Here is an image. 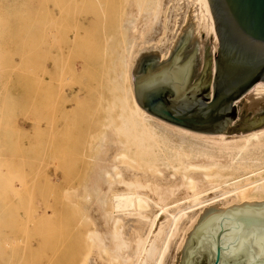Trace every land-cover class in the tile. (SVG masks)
Wrapping results in <instances>:
<instances>
[{"label":"rangeland","instance_id":"374dc122","mask_svg":"<svg viewBox=\"0 0 264 264\" xmlns=\"http://www.w3.org/2000/svg\"><path fill=\"white\" fill-rule=\"evenodd\" d=\"M154 1L0 0V18L6 24V28L2 27L3 30L0 31V233L4 230L0 234V264H78V250L75 249L81 238V229H89L84 227L86 217L90 215L91 222L100 233L106 234L110 230L112 222L104 215L103 207L96 200L92 201L90 207L83 201L81 211L78 205H72L76 204L78 193L83 190V180H87L85 184L88 185L93 176V172L89 171L90 166L88 168L86 165H92L106 153V146H94L96 136L91 138L97 132L91 135L96 122L93 117L97 114V119L103 112L97 106L93 108L88 105L89 85L86 86V83L90 73L82 71L84 64L80 61L81 53L87 49L86 40L89 37L93 38V44L109 46L112 53L115 50L122 52L126 43L129 46V42H133L139 35L131 58L138 56L139 50L141 52L148 44L146 45V41L144 43V39H139V31H133L130 21L138 28L141 26L143 34L152 32L158 19L165 16V13L159 12L158 18H155L151 5ZM187 16L180 25V31ZM47 23L52 24L51 27H47ZM203 33L205 42L214 35L212 31L198 32L196 27L195 35L200 42ZM165 35L166 32L162 38ZM57 40L62 41L59 42L61 46H58ZM215 43L214 35L213 62ZM130 63L134 65V60ZM255 86L237 101V117L231 121L234 126L239 112L244 110L246 104L248 113L254 110L250 120L264 106V101L254 94ZM110 89L108 82L102 87L104 94L107 92L106 96L110 95ZM92 118L94 122L90 121ZM87 124L93 129L87 127ZM100 132L104 133V130ZM241 135L246 134L241 131ZM230 136L240 135L233 133ZM79 143H86L87 146L92 144L89 147L80 145L82 148H90L88 154L87 148L81 151ZM74 147L82 152L79 154L84 160L94 161L84 162L81 155L77 156L82 160L80 162L78 158L77 162L88 168L85 172V176L89 175L88 178L80 177L78 172L76 174L75 169L79 166L74 160L77 152L73 150ZM71 150L75 154L70 153ZM84 154L88 155V159ZM64 156L70 157L66 159ZM69 159L72 164L67 162ZM63 165L67 166L66 170ZM73 168V174L69 171L71 174H64L63 170L72 171ZM74 173L79 177L78 180L76 175L71 177ZM73 179L77 181L74 182ZM10 182L11 185H8ZM70 183H74V186ZM66 193L73 196L72 200H69L70 196H66ZM182 197L184 196L181 195L178 199ZM152 216L156 219L165 215L152 211ZM127 219L130 222L131 219ZM151 222L148 221L149 224ZM78 225H82V228H77ZM84 252H87L86 248ZM67 255L71 260L67 259Z\"/></svg>","mask_w":264,"mask_h":264},{"label":"bare ground","instance_id":"6f19581e","mask_svg":"<svg viewBox=\"0 0 264 264\" xmlns=\"http://www.w3.org/2000/svg\"><path fill=\"white\" fill-rule=\"evenodd\" d=\"M151 5L154 8L155 18H158L159 12L165 13V16H160L162 18L158 19L150 34L144 33V35L141 26L138 28L139 26H135L134 22L130 21L133 31H139V39H144V43L146 41V45L148 44V47L141 52L139 50L138 56L131 58L139 35L136 36L137 40L129 42V46L127 42L122 52L115 50L112 53L109 46L93 44V38L89 37L85 39L88 44L87 49L81 53L80 61L84 64L82 71L87 70L90 73L86 83V86L89 85L88 105L93 108L97 106L103 112L97 117L98 120L97 114L93 117L96 122L93 118L90 120L95 123L94 129L89 126L90 123L87 127L94 130L91 135L96 131V134H100L94 133L95 135L91 138L96 136L97 141L94 146L105 145L106 153L101 159L93 161L94 163L84 160L79 154L82 152L80 150L78 152L75 148L79 147L82 151L85 147L81 146H87L86 143L89 142L82 145L79 143L78 147L73 149L77 151V155L75 151H70L76 155L72 154L76 157L72 158L76 164L78 163V169L65 171L66 164V167L63 165L65 168L62 166L65 170H62L64 174L68 171L73 174L75 169L76 174L80 173V177L88 178L89 175L85 176V172L90 166L89 171L93 172V176L88 185L85 184L87 180H83L85 181L83 190L79 191L76 204L72 205H78L81 211L83 201L90 207L93 204L92 201L96 200L103 207L104 215L112 223L106 234L98 231L91 222L90 215L85 221L83 219L86 223L84 227L89 228L87 231L83 230L85 228H82V225H78L77 228H82L81 238L75 249L78 250V264H176V258L186 242L188 233L196 225L205 208L215 204L226 208L244 201L264 200V127L260 128L263 130L256 129L257 131L252 130L255 132H247L249 134L243 133L246 135L235 133L240 136L201 133L166 122L148 113L138 104L132 79L137 59L142 53L153 50L159 52L162 60L168 59L171 47L179 34L180 25L188 15L191 6L194 7L192 19L197 21V31L205 30L208 33L212 31L217 40L209 0H155ZM1 19L0 31L3 30L2 27L6 28L4 19ZM164 32L166 35L162 38ZM57 36L54 37L57 38ZM59 42L62 41L57 40V43ZM59 45L61 46L60 43ZM2 55H4L3 52ZM131 60H134V65L130 63ZM60 79L62 80L61 77ZM106 79L111 85L108 96L105 95L107 92L104 94L102 90L107 83ZM258 83L254 94L264 101V82ZM95 129L100 131L103 129L104 133ZM89 146L92 144H88L87 147ZM89 149H86V154ZM95 153L96 156L97 153ZM78 154L84 162L93 164L86 165L88 167L86 168L77 162L80 157L77 158ZM86 154L84 156L88 159ZM74 160L72 161L75 162ZM57 164L60 167L59 163ZM69 174L67 175L70 178ZM76 174L74 173L71 177H75ZM75 180L73 179L74 182L77 181ZM70 184L74 186V183ZM8 185H11V182ZM67 193L66 196H70L69 200H72L73 196ZM181 195L184 197L178 199ZM152 211L165 216L154 219ZM127 218L131 219L130 222ZM0 220H2L1 217ZM83 221L81 223H84ZM148 221L152 222L149 224ZM0 256H2L1 252ZM69 257L67 259L71 260Z\"/></svg>","mask_w":264,"mask_h":264},{"label":"water","instance_id":"95a60500","mask_svg":"<svg viewBox=\"0 0 264 264\" xmlns=\"http://www.w3.org/2000/svg\"><path fill=\"white\" fill-rule=\"evenodd\" d=\"M217 40L195 35L191 6L168 59L142 53L132 77L138 104L177 126L207 134H241L264 127V106L250 120L236 103L264 82V0H209ZM176 264H264V200L205 208Z\"/></svg>","mask_w":264,"mask_h":264}]
</instances>
